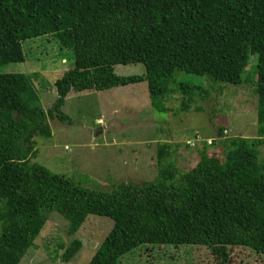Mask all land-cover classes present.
Here are the masks:
<instances>
[{
	"label": "trees",
	"instance_id": "trees-1",
	"mask_svg": "<svg viewBox=\"0 0 264 264\" xmlns=\"http://www.w3.org/2000/svg\"><path fill=\"white\" fill-rule=\"evenodd\" d=\"M44 38L74 60L55 81L53 106L41 105L36 81L25 73L0 72V264H19L52 211L69 219V236L89 214L114 219L88 264H120L141 244L145 253L155 244L204 245L223 253L221 264L233 248L264 255V171L256 147L264 136V0H0V63L24 61L23 44ZM251 58L259 137L221 140L224 149L232 145L227 158L204 146L185 172L171 159L148 183L121 181L105 190L31 161L35 137L53 135L49 118L70 122L62 107L71 90L147 80L151 96H165L158 108L167 111L174 71L240 85ZM127 63H143L145 71L117 74L115 66ZM179 87L192 99L206 90L183 81ZM82 245L79 238L62 244L59 257L71 260Z\"/></svg>",
	"mask_w": 264,
	"mask_h": 264
},
{
	"label": "rangeland",
	"instance_id": "rangeland-1",
	"mask_svg": "<svg viewBox=\"0 0 264 264\" xmlns=\"http://www.w3.org/2000/svg\"><path fill=\"white\" fill-rule=\"evenodd\" d=\"M23 45L26 59L0 63V72H22L33 83L35 80L40 103L48 109L57 98L56 79L73 66L72 54L45 38ZM62 50L72 59L65 58ZM253 62L251 58L240 85L225 83L209 74L174 71L164 100L169 106L167 111L158 108L165 96H151L147 80L104 90H71L62 107L70 122L49 118L53 135L35 137L31 161L52 173L70 176L84 186L105 190L121 181L148 183L158 178L171 159L177 162L180 172H185L200 159L204 146H208L209 153L227 158L232 145L229 142L224 149L221 140L259 137L257 67ZM115 71L119 75L142 74L145 66L117 64ZM181 81L202 85L206 90L199 88L203 95L192 99L179 87ZM220 127L224 128L221 138ZM198 136L205 141H196ZM190 141L195 145L189 146ZM256 147L264 171V136ZM113 224V218L92 213L69 236V219L59 211H52L19 264H88ZM74 238L81 239L83 245L71 260L63 261L59 257L65 249L62 244ZM152 246L149 247L153 251L148 253L140 252L145 251L146 244L137 246L122 257L120 264H221L219 258H223L221 251L215 256L204 245ZM226 261L224 264H264V255L250 248H233Z\"/></svg>",
	"mask_w": 264,
	"mask_h": 264
},
{
	"label": "built area",
	"instance_id": "built-area-1",
	"mask_svg": "<svg viewBox=\"0 0 264 264\" xmlns=\"http://www.w3.org/2000/svg\"><path fill=\"white\" fill-rule=\"evenodd\" d=\"M199 138H200V136L197 137L196 141H202V140H204V139H199ZM188 143L191 144V145H195V144L193 143V141H190V142H188ZM207 143L212 144V141L207 140Z\"/></svg>",
	"mask_w": 264,
	"mask_h": 264
},
{
	"label": "crops",
	"instance_id": "crops-1",
	"mask_svg": "<svg viewBox=\"0 0 264 264\" xmlns=\"http://www.w3.org/2000/svg\"><path fill=\"white\" fill-rule=\"evenodd\" d=\"M167 107H169V106L167 105Z\"/></svg>",
	"mask_w": 264,
	"mask_h": 264
}]
</instances>
